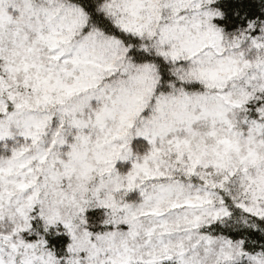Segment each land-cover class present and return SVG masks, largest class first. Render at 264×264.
<instances>
[{"label": "snow or ice", "instance_id": "6c2138e0", "mask_svg": "<svg viewBox=\"0 0 264 264\" xmlns=\"http://www.w3.org/2000/svg\"><path fill=\"white\" fill-rule=\"evenodd\" d=\"M189 3L196 10L201 8L197 0H189ZM252 5L254 7L250 6L244 11L247 19L264 17V12L258 9L255 0H252ZM223 10L226 13L224 20L207 23L202 37L211 39L202 47L215 48V41L222 40L223 32L217 27L218 24L234 28L236 23L245 22L239 17L230 18L228 11ZM40 13H44L48 19L47 34L39 24ZM60 13L64 14L60 17V23L53 24ZM214 15L208 10L196 11L192 24L200 26L197 16L213 18ZM85 24L84 10L72 4L38 8L32 0H0V60L5 61L0 68L13 79L15 74L24 72L26 87L29 80L49 87L52 77L42 74L44 65L39 59L40 46L48 48L49 60L59 61L65 55L62 45H70L77 29L86 30ZM28 31L36 33L35 37L30 39ZM5 36L11 38V49L2 46ZM246 36L254 47L264 48V37L258 34V30H253L250 24ZM5 52L8 54L4 55ZM196 54L195 51L189 52L190 56ZM218 63L221 66L227 63L229 67L225 69L224 77H212L210 86L217 88L218 92L211 98V106L209 97L199 94L194 97L185 94L184 101L185 123L191 124L193 120L211 116L213 125L219 121L225 126L219 132L213 127L209 133L216 137L212 148L213 158H206L207 145H204L203 152H194L189 140L177 138V163L183 165L181 170L185 176H199L206 185L209 182L197 171L198 168L211 166L222 171V181L219 184L213 182V187L223 188L230 177L243 173L252 198L258 200L264 197V102L256 101L254 104L255 96L242 87L239 88L238 97L233 96L232 90L238 87L235 80L242 74L241 64L248 65L247 60L228 57L227 60L221 58ZM205 71L202 69L200 72L199 78L202 80L205 79ZM229 81H232L231 87ZM6 86L5 78L0 76V92ZM64 89L63 96H38L35 108L29 100L18 101L17 94L12 91L8 92L10 104L0 98V142L5 144L8 152L7 156L0 157V221L11 225L8 230L0 231V264H189L185 259L188 251L201 245L205 246L206 252H216L217 264H236L235 258L245 255L243 248L247 245L243 242L237 244L227 237L214 238L206 233L194 232L193 228L200 226V216L190 219L185 217V222L192 226L183 229L187 233L185 237L165 239V236L172 235V230L167 229L166 221H162L159 226L144 230L145 242L142 246L136 244L140 235L137 230L140 218L163 217L166 213L160 207L162 202L168 203L169 211L195 208L210 202L208 197L211 194L202 196L199 191L193 194L191 185L186 190V186L174 178L172 169L163 171L157 168L153 171L134 164L132 169H141L149 179L164 178L168 181L154 185L152 193H144L145 199L156 201V205L145 211L144 205L136 206L104 195L103 176L105 172L111 174L115 157L110 152L98 154L97 163L107 166L100 169L87 162V157L79 151V144L90 139L83 134V129L89 126L91 117L84 120L78 114L83 113L90 97L79 98V89L75 87L64 86ZM261 91L264 92V88ZM49 103L62 105L61 112L67 117L68 125L78 130L75 142L68 145L69 150L63 154L58 153L56 148L67 144L62 135L64 119L61 118L50 130L48 122L52 117L38 111L41 105ZM189 106L191 111H187ZM237 109L244 114L240 125L234 123L230 116ZM100 120L101 114L97 113L96 122ZM16 139L23 143L13 144ZM149 142L154 143L152 140ZM8 144L13 146L8 149ZM185 149L187 160L184 159ZM160 151L158 147L154 149V153ZM250 169L256 170L255 177L249 175ZM133 170L127 174V187L130 190L136 187L140 174ZM74 178L77 182L75 187L72 183ZM256 185H259L258 189ZM257 190L260 196L256 194ZM135 195V191H132L128 199H133ZM173 195L177 199H171ZM239 207L255 212L244 204ZM105 212L108 213L106 219ZM100 219H105L103 226L98 223ZM157 227L161 229L160 232H157ZM176 231H180V228L177 227ZM185 240L189 242L190 248L185 246ZM217 244L219 247L214 249L213 245ZM249 261L250 264H264V255L250 256Z\"/></svg>", "mask_w": 264, "mask_h": 264}, {"label": "clouds", "instance_id": "9594fccd", "mask_svg": "<svg viewBox=\"0 0 264 264\" xmlns=\"http://www.w3.org/2000/svg\"><path fill=\"white\" fill-rule=\"evenodd\" d=\"M38 8H56L61 5L72 4L85 12L86 24L84 29H77L71 38V44L62 45L65 55L59 61L49 60L50 52L41 45L39 59L44 65L42 74L51 75L50 86L45 88L34 80L25 86V73L15 74L14 79L0 68V76L6 81V87L0 92V98L11 103L8 92L17 94V100H29L36 107V98L48 95L58 97L64 95V86L79 89V98L90 97L81 119L89 120V126L83 129V134L90 138L87 142H80L79 151L87 157V162L96 165L97 169L107 167L97 163V155L113 153L115 160L111 174L104 173L103 194L117 201H125L136 206L144 205V210L154 207L156 201H148L144 193H152L153 186L168 183L164 178L149 179L141 169L133 170L134 164L142 165L155 171L157 168L173 170V176L180 180L187 190L191 185V192L199 191L204 196L210 193V202L201 207L178 208L169 211L168 203L162 202L160 207L166 213L163 217L142 216L138 225L135 243L143 245L144 230L166 221L167 229L172 235L165 239L185 237V228L192 227L185 222V217H202L199 228L194 232H202L214 238L227 237L239 244L243 242L245 255L235 258L236 264H250L249 257L264 255V197L254 200L252 192L246 187L247 181L243 173H237L224 183V187H213L212 183L222 181L224 173L211 166L197 169L209 182L207 185L199 176H185L183 165L177 163L178 152L175 145L177 138L190 141L194 152H203L204 145L208 146V160L213 158L212 148L216 137L209 135L213 127L219 132L225 128L219 121L213 125L212 117L196 119L187 124L184 122L185 94L194 97L203 95L209 97L212 104L218 89L210 86L213 75L220 78L226 75L225 63L221 66V58L227 60L234 57L237 60H247L248 65L241 64V77L235 80L238 86L233 89V96L238 97L239 88H244L255 96L256 101L264 102V48H256L248 40L249 24L253 30L264 37V17L256 16L247 19V13L239 9L233 10V17H239L244 23H236L235 27L218 24L223 38L215 41L216 47H202L211 38L202 37L207 23L224 20L226 13L219 6L220 0H197L201 8L194 9L189 0H32ZM258 9L264 12V0H255ZM211 11L213 18L197 16L199 27L192 24V17L196 11ZM59 16L53 24L60 23ZM35 23V21H34ZM39 24L47 34L49 22L44 13H40ZM36 33L28 31L29 38ZM5 49L13 47L11 38L5 36L2 41ZM195 51V56L189 52ZM167 53V55H163ZM173 53L176 58L173 59ZM8 53L5 52L4 55ZM5 61L0 60V66ZM204 69L205 79H200V72ZM214 70V71H213ZM35 72V69L32 70ZM59 81V84L57 83ZM232 81H229L231 87ZM76 99V97H73ZM62 105L49 103L41 105L40 114L52 117L49 120L50 130L63 118L65 126L63 137L67 144L58 145L56 151L63 154L69 150L68 145L75 142L78 130L67 123V117L62 115ZM191 111V106L187 108ZM199 111V109H197ZM101 114V120L96 122V114ZM243 113L235 110L230 113L231 119L237 125L242 124ZM149 140L154 141L150 143ZM139 141L140 143H137ZM23 143L16 139L13 144ZM13 144H8L10 149ZM161 151L154 153L155 148ZM8 152L5 144L0 142V157ZM147 157V159H145ZM184 159L187 160V149ZM119 165V167H115ZM127 166V167H126ZM139 172L136 187H127L128 171ZM97 175V173H93ZM249 175L256 176V170L250 169ZM73 186L76 185L75 178ZM91 187V185H90ZM257 189L259 185L255 186ZM132 191L136 195L128 199ZM258 196L261 193L257 190ZM91 196V193L89 194ZM53 197H49L51 199ZM171 199H177L173 195ZM251 207L255 212H248L243 207ZM94 207V205H89ZM225 210L227 214H225ZM217 213L219 216L217 218ZM259 213V214H256ZM105 219L108 213H104ZM105 219L98 221L103 226ZM11 227L6 221H0V231ZM179 227L180 231H176ZM161 229L157 227V232ZM195 239V237H194ZM156 241V237H153ZM132 243V241H130ZM185 246L190 244L185 240ZM219 245H213L218 248ZM142 250V249H141ZM189 264H217L215 251H205V246L191 249L185 257Z\"/></svg>", "mask_w": 264, "mask_h": 264}, {"label": "trees", "instance_id": "16d2710c", "mask_svg": "<svg viewBox=\"0 0 264 264\" xmlns=\"http://www.w3.org/2000/svg\"><path fill=\"white\" fill-rule=\"evenodd\" d=\"M219 6L221 8H224L226 11H228V15L230 18H233V10L239 9L241 13H243L245 10L249 9L252 5V0H220ZM223 23V21H221Z\"/></svg>", "mask_w": 264, "mask_h": 264}]
</instances>
